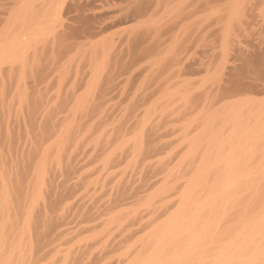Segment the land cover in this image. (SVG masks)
<instances>
[{
    "label": "bare ground",
    "instance_id": "bare-ground-1",
    "mask_svg": "<svg viewBox=\"0 0 264 264\" xmlns=\"http://www.w3.org/2000/svg\"><path fill=\"white\" fill-rule=\"evenodd\" d=\"M0 264H264V0H0Z\"/></svg>",
    "mask_w": 264,
    "mask_h": 264
}]
</instances>
